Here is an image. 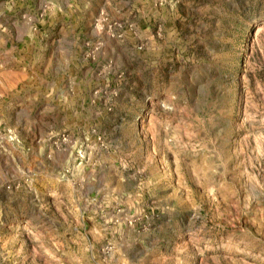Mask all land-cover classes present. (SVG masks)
Masks as SVG:
<instances>
[{
	"label": "rangeland",
	"instance_id": "1",
	"mask_svg": "<svg viewBox=\"0 0 264 264\" xmlns=\"http://www.w3.org/2000/svg\"><path fill=\"white\" fill-rule=\"evenodd\" d=\"M0 264H264V0H0Z\"/></svg>",
	"mask_w": 264,
	"mask_h": 264
}]
</instances>
